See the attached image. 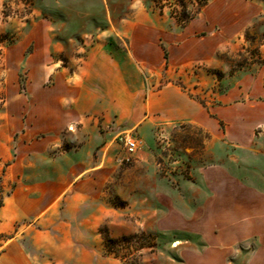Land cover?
<instances>
[{
	"label": "rangeland",
	"instance_id": "374dc122",
	"mask_svg": "<svg viewBox=\"0 0 264 264\" xmlns=\"http://www.w3.org/2000/svg\"><path fill=\"white\" fill-rule=\"evenodd\" d=\"M256 150L264 0H0V264H264L199 216Z\"/></svg>",
	"mask_w": 264,
	"mask_h": 264
},
{
	"label": "crops",
	"instance_id": "0c3cea01",
	"mask_svg": "<svg viewBox=\"0 0 264 264\" xmlns=\"http://www.w3.org/2000/svg\"><path fill=\"white\" fill-rule=\"evenodd\" d=\"M203 108L205 109L204 106ZM206 113L209 119L201 118L199 123L213 127L214 118L207 111ZM231 113L225 114L224 118L233 124L229 119ZM180 115L194 118L197 111L195 109L181 110ZM242 122L243 119L238 125ZM218 124L221 126V121H218ZM248 154L251 156L242 163L241 181L231 176L229 167L214 168L212 172L219 175L221 180L223 179L217 187L209 181L212 178L211 171L204 170L203 179L208 182L206 197L203 196L201 201L207 198V206H209L206 210H202L199 216L202 220H207L212 224L215 229L228 230L230 238H239L242 243L246 244L254 239L258 246L254 254H261L264 253V152L256 150ZM215 204L231 205V210L219 212L213 208Z\"/></svg>",
	"mask_w": 264,
	"mask_h": 264
},
{
	"label": "built area",
	"instance_id": "2783aa9c",
	"mask_svg": "<svg viewBox=\"0 0 264 264\" xmlns=\"http://www.w3.org/2000/svg\"><path fill=\"white\" fill-rule=\"evenodd\" d=\"M124 144L127 155L132 156L136 152V142L129 137H124L121 139Z\"/></svg>",
	"mask_w": 264,
	"mask_h": 264
},
{
	"label": "trees",
	"instance_id": "16d2710c",
	"mask_svg": "<svg viewBox=\"0 0 264 264\" xmlns=\"http://www.w3.org/2000/svg\"><path fill=\"white\" fill-rule=\"evenodd\" d=\"M165 56H166V54H165Z\"/></svg>",
	"mask_w": 264,
	"mask_h": 264
}]
</instances>
